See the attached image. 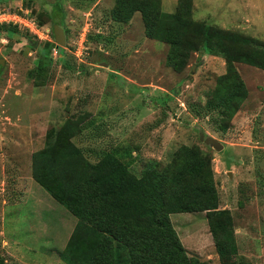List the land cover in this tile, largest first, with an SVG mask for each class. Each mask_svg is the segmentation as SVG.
Segmentation results:
<instances>
[{"label": "rangeland", "instance_id": "rangeland-1", "mask_svg": "<svg viewBox=\"0 0 264 264\" xmlns=\"http://www.w3.org/2000/svg\"><path fill=\"white\" fill-rule=\"evenodd\" d=\"M114 1L0 0V11L42 13L44 26L65 30L64 45L54 48L47 45L54 43L51 32L0 33V264H64L57 253L75 218L34 182L31 162L45 131L67 119L81 128L70 140L93 162L111 149L139 169L197 149L218 207L231 213L238 254L245 264H264V71L235 63L247 96L221 132L215 112L199 114L207 100L227 98L224 59L194 51L182 71L173 70L168 46L145 37L138 12L127 23L111 19ZM159 1L164 12L175 10L176 0ZM192 18L264 42V0H193ZM40 61L46 74L34 81L31 70ZM207 136L223 147L200 139ZM169 217L189 254L221 264L205 212Z\"/></svg>", "mask_w": 264, "mask_h": 264}, {"label": "trees", "instance_id": "trees-1", "mask_svg": "<svg viewBox=\"0 0 264 264\" xmlns=\"http://www.w3.org/2000/svg\"><path fill=\"white\" fill-rule=\"evenodd\" d=\"M192 5L193 0H176L175 10L164 12L159 0H115L109 13L114 22L127 23L138 12L145 37L168 46L166 63L175 71L184 69L194 51L224 59L227 98L216 103L207 100L199 114L215 112L216 128L223 132L247 96L235 63L264 71V42L196 22ZM8 12L33 18L38 27L47 28L42 13L35 18L21 9ZM9 23L0 24V33L11 36L19 31L17 24ZM50 32L53 36L52 27ZM61 53L57 60L65 65ZM44 63L31 70L34 81L45 76ZM79 130L71 119L59 128H48L43 147L31 162L34 182L75 218L57 253L64 264H205L187 252L170 221L172 213L191 212L206 213L221 264H245L238 254L231 213L218 207L208 164L197 149L186 147L176 151L181 155L177 161L175 155L166 164L147 160L136 169L111 149L98 152L96 162L91 161L70 140Z\"/></svg>", "mask_w": 264, "mask_h": 264}, {"label": "built area", "instance_id": "built-area-1", "mask_svg": "<svg viewBox=\"0 0 264 264\" xmlns=\"http://www.w3.org/2000/svg\"><path fill=\"white\" fill-rule=\"evenodd\" d=\"M20 18L28 20L31 23V25L29 26L25 24H20L19 21L22 22ZM0 19H3L0 21L3 23L11 22V23L17 24L18 27L34 35V37L36 38L39 37L37 32H41V34H43L45 38L49 35V29L48 28L41 29L40 27H38L33 18H28L26 16H21L16 13H11L8 11H0Z\"/></svg>", "mask_w": 264, "mask_h": 264}, {"label": "water", "instance_id": "water-1", "mask_svg": "<svg viewBox=\"0 0 264 264\" xmlns=\"http://www.w3.org/2000/svg\"><path fill=\"white\" fill-rule=\"evenodd\" d=\"M52 33L54 37V43L52 44L53 47L63 46L65 43V35L63 29L59 25L53 24ZM0 62L2 63V60ZM200 139L203 140L204 143L209 144L215 150H219L220 148L223 147L220 142H218L215 138H212L210 136H207L205 138L200 137Z\"/></svg>", "mask_w": 264, "mask_h": 264}, {"label": "clouds", "instance_id": "clouds-1", "mask_svg": "<svg viewBox=\"0 0 264 264\" xmlns=\"http://www.w3.org/2000/svg\"><path fill=\"white\" fill-rule=\"evenodd\" d=\"M49 29V28H48ZM32 35V34H31ZM32 36H34V35H32Z\"/></svg>", "mask_w": 264, "mask_h": 264}]
</instances>
